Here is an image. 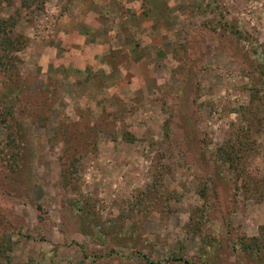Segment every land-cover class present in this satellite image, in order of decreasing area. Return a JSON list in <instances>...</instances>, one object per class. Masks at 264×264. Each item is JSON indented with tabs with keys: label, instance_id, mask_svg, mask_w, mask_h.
Masks as SVG:
<instances>
[{
	"label": "rangeland",
	"instance_id": "1",
	"mask_svg": "<svg viewBox=\"0 0 264 264\" xmlns=\"http://www.w3.org/2000/svg\"><path fill=\"white\" fill-rule=\"evenodd\" d=\"M74 2L0 0V264H264V0Z\"/></svg>",
	"mask_w": 264,
	"mask_h": 264
},
{
	"label": "trees",
	"instance_id": "2",
	"mask_svg": "<svg viewBox=\"0 0 264 264\" xmlns=\"http://www.w3.org/2000/svg\"><path fill=\"white\" fill-rule=\"evenodd\" d=\"M15 140V138H13L11 141H14ZM15 143V142H14ZM227 156H228V158H230V152H227ZM222 159V158H221ZM224 163V162H223ZM226 163V162H225ZM224 163V165H226V166H230V164H228V160H227V164H225ZM229 163H231V161H230V159H229ZM35 169V168H34ZM232 169H233V167H232ZM33 172H34V170H33ZM7 240H3V242H0V249H2L3 247H6L7 246V242H6ZM260 243H261V239L259 238V237H253V238H251L250 239V243L248 242V244H244V245H242L241 247L244 249L243 251V253H245V254H249L250 255V258L251 257H253V253H252V250H255L256 249V254L257 255H261V256H258L259 257V259H263L264 258V252L262 253V251H260V249L258 248L259 246H260ZM264 245V244H263ZM143 260H145V262H147L148 264H154V263H152L149 259H147L145 256H143V255H141L140 256ZM257 257V258H258ZM172 261H175V262H179V261H181V262H183L184 264H193V263H190V262H188L187 260H185V259H181V258H179V257H177V256H174V257H172ZM157 264V263H156Z\"/></svg>",
	"mask_w": 264,
	"mask_h": 264
},
{
	"label": "crops",
	"instance_id": "3",
	"mask_svg": "<svg viewBox=\"0 0 264 264\" xmlns=\"http://www.w3.org/2000/svg\"><path fill=\"white\" fill-rule=\"evenodd\" d=\"M110 1H113V0H110ZM75 2H76V0H75ZM75 2L73 3L74 5H75ZM77 3H79V1H77ZM80 5V4H79ZM79 5H76L77 7L79 6ZM73 9V8H72ZM74 14H76V12H73ZM80 19V18H79ZM81 20V19H80Z\"/></svg>",
	"mask_w": 264,
	"mask_h": 264
}]
</instances>
